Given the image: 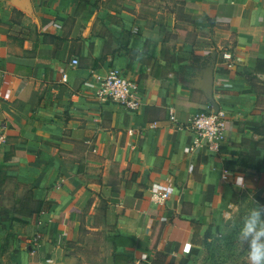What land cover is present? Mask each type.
Returning a JSON list of instances; mask_svg holds the SVG:
<instances>
[{
    "label": "crops",
    "instance_id": "1",
    "mask_svg": "<svg viewBox=\"0 0 264 264\" xmlns=\"http://www.w3.org/2000/svg\"><path fill=\"white\" fill-rule=\"evenodd\" d=\"M260 63L264 0H0V264H194L264 205ZM111 68L138 110L98 99ZM210 107L221 150L188 152Z\"/></svg>",
    "mask_w": 264,
    "mask_h": 264
},
{
    "label": "built area",
    "instance_id": "2",
    "mask_svg": "<svg viewBox=\"0 0 264 264\" xmlns=\"http://www.w3.org/2000/svg\"><path fill=\"white\" fill-rule=\"evenodd\" d=\"M224 58H231V54H224ZM77 62V60H74ZM67 80V74L63 77ZM97 97L102 102L122 104L128 109L138 110L141 107V87L140 84L130 78L127 74L117 68H111L107 72L96 75ZM170 118L175 121L174 110H170ZM228 123L226 110L223 107H210L207 111L193 114L184 125L195 133V139L187 151H192L198 147H205L209 151L219 152L223 133ZM6 142V136L0 135V154L2 146ZM167 184L156 183L153 192L159 199L164 200L167 195ZM34 249H39L43 245L41 234H36L32 238ZM131 264H155L150 254L143 253Z\"/></svg>",
    "mask_w": 264,
    "mask_h": 264
},
{
    "label": "rangeland",
    "instance_id": "3",
    "mask_svg": "<svg viewBox=\"0 0 264 264\" xmlns=\"http://www.w3.org/2000/svg\"><path fill=\"white\" fill-rule=\"evenodd\" d=\"M248 78L264 105V63L257 65ZM245 216L243 209L236 212L234 217L229 219L230 222L224 235L212 237L194 264H246L247 244L242 242L238 235Z\"/></svg>",
    "mask_w": 264,
    "mask_h": 264
},
{
    "label": "clouds",
    "instance_id": "4",
    "mask_svg": "<svg viewBox=\"0 0 264 264\" xmlns=\"http://www.w3.org/2000/svg\"><path fill=\"white\" fill-rule=\"evenodd\" d=\"M238 235L247 244L250 264H264V205L257 203L248 211Z\"/></svg>",
    "mask_w": 264,
    "mask_h": 264
}]
</instances>
